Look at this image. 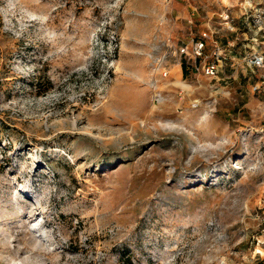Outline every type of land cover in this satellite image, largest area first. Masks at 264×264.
<instances>
[{
    "label": "rangeland",
    "instance_id": "374dc122",
    "mask_svg": "<svg viewBox=\"0 0 264 264\" xmlns=\"http://www.w3.org/2000/svg\"><path fill=\"white\" fill-rule=\"evenodd\" d=\"M253 55L264 0H0V264H262Z\"/></svg>",
    "mask_w": 264,
    "mask_h": 264
},
{
    "label": "built area",
    "instance_id": "2783aa9c",
    "mask_svg": "<svg viewBox=\"0 0 264 264\" xmlns=\"http://www.w3.org/2000/svg\"><path fill=\"white\" fill-rule=\"evenodd\" d=\"M258 20H260L258 18ZM176 53L180 55H184L187 58H194V59H201L205 56V42L203 40H189L187 42H182L177 49L175 50ZM219 59L216 60V62H212L209 64H204L200 67V65L195 66V70H202L209 76H215L218 72L219 65H220ZM249 63L252 67L260 68L264 65V56L263 55H253Z\"/></svg>",
    "mask_w": 264,
    "mask_h": 264
},
{
    "label": "trees",
    "instance_id": "16d2710c",
    "mask_svg": "<svg viewBox=\"0 0 264 264\" xmlns=\"http://www.w3.org/2000/svg\"><path fill=\"white\" fill-rule=\"evenodd\" d=\"M182 70H183L184 76H186V64L185 63L182 64ZM122 264H135V263L131 259L130 256H124L122 259ZM262 264H264V260H263Z\"/></svg>",
    "mask_w": 264,
    "mask_h": 264
}]
</instances>
